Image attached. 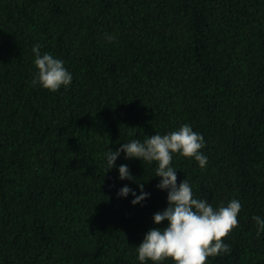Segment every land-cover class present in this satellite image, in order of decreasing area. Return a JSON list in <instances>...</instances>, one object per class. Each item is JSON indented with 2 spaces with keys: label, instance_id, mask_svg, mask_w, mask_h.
<instances>
[{
  "label": "trees",
  "instance_id": "16d2710c",
  "mask_svg": "<svg viewBox=\"0 0 264 264\" xmlns=\"http://www.w3.org/2000/svg\"><path fill=\"white\" fill-rule=\"evenodd\" d=\"M36 42L65 61L67 89L32 85ZM183 123L208 163L174 154L177 182L242 204L231 252L206 264H264V0H0V264H140L166 191L156 162L122 152L150 194L131 204L117 192L137 182L104 153Z\"/></svg>",
  "mask_w": 264,
  "mask_h": 264
},
{
  "label": "clouds",
  "instance_id": "9594fccd",
  "mask_svg": "<svg viewBox=\"0 0 264 264\" xmlns=\"http://www.w3.org/2000/svg\"><path fill=\"white\" fill-rule=\"evenodd\" d=\"M106 42L115 40L111 33H102ZM42 44L32 46L33 63L36 71L32 85H39L50 92L62 87L67 89L73 80L72 73L65 67V61L51 52H41ZM146 139H131L123 142L115 150L107 147L104 153L107 167L105 171L117 168L118 178L137 182V189L123 185L117 192L120 197L132 196L130 203H142L150 194L130 173L127 164H116L123 152L124 158H136L149 164L156 162L155 175L160 179L156 187L166 191V206L152 215V222L159 225L167 221L165 227H152L143 235L136 246V259L140 264H162L170 259L173 264H206L209 257L231 252V246L222 238L238 225V214L242 207L239 199L231 198L226 204L214 207L206 198L194 196L192 185L187 179L177 182V168L172 164L174 154L195 160L200 168L208 163L207 155L201 151L205 147L202 133L193 130L188 123L164 134L155 132ZM256 233H264V217L255 215Z\"/></svg>",
  "mask_w": 264,
  "mask_h": 264
}]
</instances>
